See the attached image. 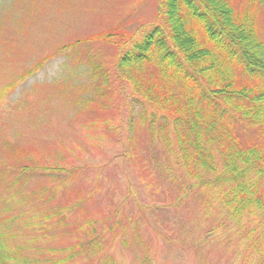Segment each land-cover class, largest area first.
I'll list each match as a JSON object with an SVG mask.
<instances>
[{"label": "rangeland", "instance_id": "374dc122", "mask_svg": "<svg viewBox=\"0 0 264 264\" xmlns=\"http://www.w3.org/2000/svg\"><path fill=\"white\" fill-rule=\"evenodd\" d=\"M160 1L0 0L5 264H263L264 216L233 223L119 79Z\"/></svg>", "mask_w": 264, "mask_h": 264}, {"label": "trees", "instance_id": "16d2710c", "mask_svg": "<svg viewBox=\"0 0 264 264\" xmlns=\"http://www.w3.org/2000/svg\"><path fill=\"white\" fill-rule=\"evenodd\" d=\"M117 72L150 136L190 179L219 190L233 223L264 216V0H161ZM7 239L0 264L13 256ZM261 247L264 259V236Z\"/></svg>", "mask_w": 264, "mask_h": 264}]
</instances>
